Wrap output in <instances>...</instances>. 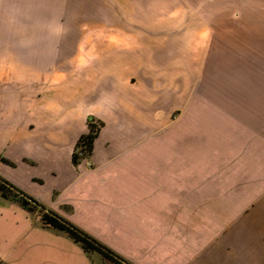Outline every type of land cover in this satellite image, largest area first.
I'll return each instance as SVG.
<instances>
[{
    "label": "crops",
    "instance_id": "obj_1",
    "mask_svg": "<svg viewBox=\"0 0 264 264\" xmlns=\"http://www.w3.org/2000/svg\"><path fill=\"white\" fill-rule=\"evenodd\" d=\"M202 1L0 0V177L131 264H264V0ZM41 219L0 264H107Z\"/></svg>",
    "mask_w": 264,
    "mask_h": 264
},
{
    "label": "trees",
    "instance_id": "obj_2",
    "mask_svg": "<svg viewBox=\"0 0 264 264\" xmlns=\"http://www.w3.org/2000/svg\"><path fill=\"white\" fill-rule=\"evenodd\" d=\"M94 125L93 118H91L89 123V131L86 134H83L79 140L82 144H85L88 149L91 148L92 143H94L95 136L97 135L98 130L96 131ZM78 142V143H79ZM75 160H78V155L75 154ZM10 186L15 191H13ZM0 193L4 196L10 197L19 201L22 206L29 210H36V207H40L43 209L41 211L42 222L46 225H51L54 228L66 231L71 237L81 243V245L90 251H99L103 255H107L110 258H113L119 264H124L121 259H124L122 255L114 251L110 248V246L104 244L96 237L91 235L88 231L84 230L77 224L73 223L72 220L67 218L66 216L54 211L51 208L46 207L43 203H41L37 198L33 195L25 192L21 188L15 186L14 183L10 182L6 178L0 177Z\"/></svg>",
    "mask_w": 264,
    "mask_h": 264
},
{
    "label": "rangeland",
    "instance_id": "obj_3",
    "mask_svg": "<svg viewBox=\"0 0 264 264\" xmlns=\"http://www.w3.org/2000/svg\"><path fill=\"white\" fill-rule=\"evenodd\" d=\"M181 1H183V2H181V5L182 4H185L186 5V3H187V0H181ZM197 4H196V6L199 8V10H200V13L202 12V11H204V4H203V1L202 0H194ZM226 24L228 25L227 27H229V25H231V27H233L234 25L236 26V25H239L240 27H243L244 26V28H246V25L248 24L249 25V22L248 23H231V22H226ZM212 26H213V28H214V30H213V32L215 33V37H213V40H214V42H215V45H217V43H218V40L220 39L221 40V38H219L218 36H216V33H217V30H219V27H220V22L219 21H217V20H213L212 21ZM231 39V38H230ZM222 41H223V39H222ZM231 42H233V39H231ZM221 43V42H220ZM223 43V42H222ZM217 50V47L215 46L214 47V50H213V52H212V56L211 57H215L216 56V51ZM98 124L99 123H94V125L97 127L98 126ZM95 127V128H96ZM97 129V128H96ZM85 156H87V151L85 152ZM10 186H7V188H9ZM11 188V187H10ZM13 191H15L13 188H11ZM36 210H38V211H43V209L42 208H40L39 206L38 207H36ZM124 259H121V261L124 263V264H131L130 262H129V260H127V258L126 257H124V256H122ZM103 262L105 263H107V264H119V262H117L116 260H114L113 258H110L109 256H107V255H104V259H103Z\"/></svg>",
    "mask_w": 264,
    "mask_h": 264
},
{
    "label": "built area",
    "instance_id": "obj_4",
    "mask_svg": "<svg viewBox=\"0 0 264 264\" xmlns=\"http://www.w3.org/2000/svg\"><path fill=\"white\" fill-rule=\"evenodd\" d=\"M93 122L94 123H98L96 122L94 119H93ZM97 129H95L96 131L98 130L99 128V125L96 127ZM88 150V148L86 147L85 144H82L81 142L78 143L77 145V150H76V154L78 155L79 159H83L85 158V152Z\"/></svg>",
    "mask_w": 264,
    "mask_h": 264
}]
</instances>
